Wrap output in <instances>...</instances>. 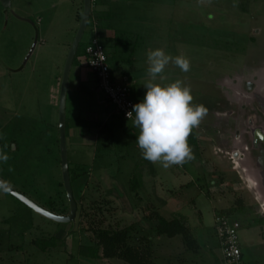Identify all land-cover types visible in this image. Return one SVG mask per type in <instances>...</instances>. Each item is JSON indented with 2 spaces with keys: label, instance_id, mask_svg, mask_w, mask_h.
<instances>
[{
  "label": "rangeland",
  "instance_id": "rangeland-1",
  "mask_svg": "<svg viewBox=\"0 0 264 264\" xmlns=\"http://www.w3.org/2000/svg\"><path fill=\"white\" fill-rule=\"evenodd\" d=\"M98 3L92 0L93 19L98 18L93 13ZM118 4L122 10L112 19L115 28L147 32L135 66L127 60L133 45L125 47L122 55V71L138 78L136 84L132 81L135 103L142 101L147 91V43L153 50L162 48L173 57L185 55L190 71L183 72L169 63L162 75L182 80L196 100L205 95V99L217 100V113L208 110L198 126L199 139L207 151L190 145L193 158L171 166L179 171V178L174 179L173 171L156 164L164 181H175L167 183L171 190L165 187L155 193L147 176L149 186L140 188L141 192L139 188L133 190L135 182L141 186L145 172L155 176L156 168L143 156L137 161V156L130 154L132 148L127 145L134 143V138L127 136V130L133 127L132 122L112 114V105L103 92L93 83L88 84L87 91L82 90V82L81 90L74 89L78 69L74 65L68 84L66 130L71 126L67 150L78 205L76 217L66 223L51 220L0 186V264H128L104 255L99 234L124 229L130 232V228L134 230L130 237L133 245L148 249L156 264H178L185 254L187 258L193 256L195 263L225 264L214 230L216 213L240 220L245 263L264 264V224L255 221L264 219V188L258 185L253 164L239 161L230 143L245 128V118L253 111L249 105L243 106L245 98L240 97L242 86L248 92L249 74L232 84L231 91L238 98L230 109L221 100L224 91L219 90L218 82H210L220 68L229 73L230 63L241 59V63L246 59L245 72L250 70L253 75L257 68V80L264 82V62L257 63L264 59V0H120ZM82 12L83 0H11L9 8L0 0V152L9 157L7 163L0 161V178L61 215L69 214L70 204L61 167L59 90ZM92 18L81 44L94 37L92 30L97 26ZM255 30L260 31L252 45L246 34L252 35ZM36 35L37 46L27 59ZM120 38L125 41L130 36ZM99 39L109 52L111 39ZM109 63L111 68L116 65V61ZM157 80L161 82L159 77ZM78 94L84 102H75L78 104L72 107L70 98ZM249 99L250 106L257 110L256 102ZM85 127L90 133L81 139ZM205 144L215 145L214 149L210 147L209 151ZM196 161L200 170L193 169ZM183 171H188L199 187L184 183L177 189L180 182L187 181ZM158 216L181 218L196 240L200 255L194 256L195 250L182 235L168 239L157 234L154 225ZM47 242L54 246L43 250ZM96 243L99 255L94 258L89 249Z\"/></svg>",
  "mask_w": 264,
  "mask_h": 264
},
{
  "label": "clouds",
  "instance_id": "clouds-1",
  "mask_svg": "<svg viewBox=\"0 0 264 264\" xmlns=\"http://www.w3.org/2000/svg\"><path fill=\"white\" fill-rule=\"evenodd\" d=\"M147 60L150 80L144 84L146 94L127 113V117L139 130L136 142L144 159L165 169L183 165L193 158L188 138L208 110L203 104L192 103L191 88L182 80L167 84L156 82L157 77L166 79L162 74L169 63L183 72L190 71V60L185 55L173 57L157 48L148 51ZM8 159L6 153L0 152V161L7 163Z\"/></svg>",
  "mask_w": 264,
  "mask_h": 264
},
{
  "label": "crops",
  "instance_id": "crops-1",
  "mask_svg": "<svg viewBox=\"0 0 264 264\" xmlns=\"http://www.w3.org/2000/svg\"><path fill=\"white\" fill-rule=\"evenodd\" d=\"M119 2H120V0H99V3L96 5V8H94V11H93V13L95 15H97L98 18H96V16H94V19L92 18V20H93L92 23L93 24L95 23L97 25V27H98V35L100 37H105V38L108 37V38L111 39V45H110V49H108V51H109L108 53H109V56H110V61H114V62L116 61V63H115L116 65L112 66L113 67L112 69L114 70L115 74L117 76H120V74H118L120 72L122 75L128 76L130 78V80H131V83L133 81L134 84H136V81H137L138 78L134 77V75H132L127 70H123L122 71V69H124L122 62L125 59V57L123 58L122 55L124 54V51H126L125 47L133 45L132 51L130 53V56L127 58V60L129 61L130 65L135 66L136 65L135 61L137 60L136 57L139 56V54H138L139 48L145 43L146 38H147V35H146L147 32L146 33H143V32L139 33V32H136L134 30H126V29H120L119 30V28H115L114 27L112 19L114 17H116L118 15V12H121V10H122L121 6L118 4ZM113 8H115L114 9L115 13L113 12ZM259 31L260 30H255V32H252V35H251V33H247L246 34V37H247L246 39L248 40V42H250V44H252V45L255 44L256 37L258 36ZM124 35L125 36H130V39H127L125 41H121L122 38H120V36L124 37ZM135 35H136V39H135ZM131 37H133L132 40H131ZM134 39H135V42H133ZM146 49L148 51L149 50H153V45H149V43H147ZM221 51H225V50H221ZM146 56H147V54H146ZM245 60H244L243 63H241L242 59L238 60V62H234L233 61V63H230V65H231L230 66L231 71L229 72L230 74L228 73V70L225 71L224 68H220V71H217V72H215V69H219V68H215L213 70V72H215L213 74L214 75V79H213L214 81L212 80L210 82L212 83V82L217 81L218 82L217 84L219 86V90H222V92L224 91L223 92L224 96L221 98V100L224 102V106H225L226 109H230L234 104L235 105L237 104V102L235 103L234 101H237L236 99L238 98V96L235 97L234 94L231 91L232 90V86H233L232 84L235 81L241 82L245 78L246 74H249V75H247L248 76L247 82L253 81L254 79H256V82H259L257 80V78H258L257 76L258 75H256V72L258 70L257 68L252 71V72H254L253 75L252 74L250 75V70H248V72H245V63H246ZM262 62H264V59H261V60L257 61L258 64H261ZM147 63H148V60L146 61V65H147ZM223 64H224V62H223ZM118 67H121L120 71H118ZM77 68H78L77 69V74H76L77 75V81H76V85L77 86H75V84H74V87H75L74 89H76V87H77L76 90H81L80 89V82H82V86H81L82 90L83 91H87L89 83H93L95 85L94 74L90 71V69L82 66L81 63H79L77 65ZM211 68H212V65H211ZM135 74H136L135 76H139V74H137V73H135ZM176 79L173 76L172 77L168 76V77H166V79L161 80V82H159V80H157L156 82L162 83V84H167V83L174 82ZM145 80L146 79H142V81H144V82H145ZM149 80H150V77L148 78L147 82ZM221 83L224 86L230 87L229 90L225 89V87H223V85H220ZM132 87H133V92H134L136 87L133 84H132ZM240 90H241L240 91V94H241L240 97L243 98V99L245 98V104L243 106L249 105L250 104V100H249L250 93L245 91L244 86H242L240 88ZM205 97H206V95L203 98L199 97L197 100L194 99L192 101V103L193 104H203L207 108V110H212L213 109L212 111L216 112L215 111L216 110L215 109L216 108L215 105L217 104V100H214L212 98L205 99ZM70 100H71V103H72V107H75L76 104H78L81 101H82V103L84 102V99H80L79 100V94H78V97H76V95L75 96H71ZM75 102H78V103H75ZM76 108H74V112L77 111ZM81 120H82L81 123H84V120L83 119H81ZM71 125H74L73 121H72ZM70 128H71V126H69V130H67V132H68L67 133V137H70V134H71L70 133ZM86 131H89V128L85 127V129L82 130V132H80L81 139L84 138V137L88 138V135H89L90 132H88V134H87ZM127 131L129 133L127 136H129L130 138L131 137L134 138V143L128 144L127 146H129V147L131 146L133 151L131 150L130 154L132 153V155L137 156L135 158L138 161V160H140L142 158V151H141V149L139 148V146H138V144L136 142L138 134H139V130L136 127L133 126L130 130H127ZM232 131H233V129H232ZM199 134L200 133L198 131V127H196L195 128L196 143L190 142L189 138H188V143H189V145H194L200 151L205 152L207 150H204L205 148H203V146H202L203 142H202V140L200 141ZM242 140H243L242 135L241 136L235 135V137L232 138V141H230V143H232V146H234V150H236V148H242V146L245 145V141L243 140V142H242ZM82 143H85V142L82 141ZM88 143H90V142H88ZM228 143H229V140H228ZM79 144H81V143H79ZM205 145H206V149H209V151H211L210 147H212L214 149V146H215L213 144H210V146H208L207 144H205ZM228 145H230V144H228ZM219 146H221V145L219 144ZM236 158H238L237 155H236ZM238 159H239V161H242V158H238ZM156 164L153 163L154 168H156L155 169L156 170L155 176L147 175V173L145 172V176H143V178H142V183H141V186L139 187V189L142 188V187L147 188V186H149L148 184H146V181H145L146 180V176H147V182L149 181V183L153 186L152 188L154 189L153 191L155 193H158V194L161 193V190H163L165 187L170 189V190L172 189V187L167 184V183H169V181H164V176L161 177V175L159 173V170L157 169ZM205 164H207V163H204L202 165V167H205ZM193 165H194L193 169L199 168L198 170H200L201 167L199 166V162L198 161H196L195 163L193 162ZM203 169L206 170V172H207L206 168H203ZM170 170L173 171V175L176 174V175H174L173 178L174 179L177 178L178 177L177 174L179 173V171H177L175 167H174V169H173V167H169L168 168V172ZM182 173H184V174H182V176H184V178L187 181L180 182L181 184L179 183V187L177 189H180L183 186L182 184H184V183H186V185L189 184V183H190L189 185L195 183L194 179L191 178L190 173L188 171H186V172L183 171ZM188 178L190 179V181L188 180ZM168 180H169V178H168ZM174 183H175V181H172L169 184H174ZM195 185L196 186L198 185V187H199L200 184L199 183L198 184L195 183ZM139 191L141 192V189ZM168 192H169V190H168ZM255 221H257V220H255ZM251 223H253V220H252ZM168 239H171V238H168ZM193 252H194V256H197L198 254L200 255V252L198 250L197 251H193ZM185 255H184L183 259H178L179 260L178 264H199L198 262H196V263L194 262V257L193 256L187 258V256H185ZM192 258H193V260H192Z\"/></svg>",
  "mask_w": 264,
  "mask_h": 264
},
{
  "label": "built area",
  "instance_id": "built-area-1",
  "mask_svg": "<svg viewBox=\"0 0 264 264\" xmlns=\"http://www.w3.org/2000/svg\"><path fill=\"white\" fill-rule=\"evenodd\" d=\"M97 28L92 30L94 37L88 41L83 55L78 59L82 66L94 74L96 89L106 95L112 105V114L129 120L127 113L136 104L131 80L126 75L118 77L111 68L109 53L99 39ZM235 154L236 152L233 153L234 156ZM240 227L239 219L225 213L215 214L214 230L225 264H246L239 238Z\"/></svg>",
  "mask_w": 264,
  "mask_h": 264
},
{
  "label": "water",
  "instance_id": "water-1",
  "mask_svg": "<svg viewBox=\"0 0 264 264\" xmlns=\"http://www.w3.org/2000/svg\"><path fill=\"white\" fill-rule=\"evenodd\" d=\"M1 2L6 8H9L11 6V0H1ZM91 11H92V0H83V12H82L80 25L77 29L74 40L70 46L64 64L62 81L60 84V92H59L58 123H59V134H60L61 167H62L64 188L70 204L69 214L67 215L57 214L53 211H50L40 206L34 200L30 199L28 196L21 193L16 188L9 185L7 182H5L3 179L0 178V186L4 188L6 191L15 195L18 199L23 201L29 207H31L35 211L39 212L40 214L46 216L51 220L65 222V223L71 222L75 219L78 208L71 182L70 165H69L68 150H67L66 105H67L68 84H69V77L72 70L74 59L77 55L78 48L80 46V43L82 41V38L90 21ZM37 37L38 35H36L34 44L28 53L27 59L30 58V56L33 54L37 46V42H38Z\"/></svg>",
  "mask_w": 264,
  "mask_h": 264
},
{
  "label": "trees",
  "instance_id": "trees-1",
  "mask_svg": "<svg viewBox=\"0 0 264 264\" xmlns=\"http://www.w3.org/2000/svg\"><path fill=\"white\" fill-rule=\"evenodd\" d=\"M91 18L92 17H90V20H91ZM87 43L88 42H85L84 44L80 43L77 55H76L74 62H73V66L74 65L77 66L80 63L78 58H79V56L83 55V53L85 51V46ZM59 92H60V90H59ZM189 140L192 143H196L195 128L192 130V133L189 136ZM69 165H70V163H69ZM70 174H71V168H70ZM71 182H73L72 178H71ZM137 188H139V182L138 183L135 182L134 185L132 186L133 190L137 189ZM241 208H243V207L241 206ZM49 210L55 212L52 209H49ZM231 211H235V209L231 210ZM55 213H57V212H55ZM156 222L157 223H156V225H154V230L157 234H159L161 236L167 235L169 238H173V237H176L178 235H182L187 240L188 245L190 247H192L193 250L197 251L198 246H196V240L190 234L188 226L185 224V222L181 218L175 217L172 219H167L163 216H158ZM257 222L264 224V219L260 218L257 220ZM133 231L134 230H131V228H130V232H128V230L124 229V230H120V231L115 230L113 232L104 231L102 234H99V236H100L99 244L103 245V247H104V255L106 257L121 258V259L125 260L128 264H156L155 262L151 261V257L149 255L150 253H148V249L143 250V249H140L138 246L133 245V242L131 241V238H130L133 235ZM99 244L96 243L95 247H91L89 249V254L94 258L98 257V255H99L98 254ZM50 246H54V244L47 242L41 248L44 250Z\"/></svg>",
  "mask_w": 264,
  "mask_h": 264
},
{
  "label": "flooded vegetation",
  "instance_id": "flooded-vegetation-1",
  "mask_svg": "<svg viewBox=\"0 0 264 264\" xmlns=\"http://www.w3.org/2000/svg\"><path fill=\"white\" fill-rule=\"evenodd\" d=\"M253 81L246 82V89L250 93L249 98L256 102L258 108L256 110L253 105L251 107L249 104L253 111L245 118V128H242L238 135H242L245 145L244 148H237L234 152L238 158L245 159L248 164H253L259 179L258 185L264 188V82H256V79Z\"/></svg>",
  "mask_w": 264,
  "mask_h": 264
},
{
  "label": "bare ground",
  "instance_id": "bare-ground-1",
  "mask_svg": "<svg viewBox=\"0 0 264 264\" xmlns=\"http://www.w3.org/2000/svg\"><path fill=\"white\" fill-rule=\"evenodd\" d=\"M64 69V68H63ZM63 74V73H62ZM61 81H62V78H61ZM55 221V220H54ZM56 222H59V221H56Z\"/></svg>",
  "mask_w": 264,
  "mask_h": 264
}]
</instances>
